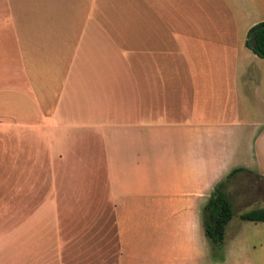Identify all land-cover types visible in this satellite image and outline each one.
Instances as JSON below:
<instances>
[{
	"label": "crops",
	"instance_id": "crops-1",
	"mask_svg": "<svg viewBox=\"0 0 264 264\" xmlns=\"http://www.w3.org/2000/svg\"><path fill=\"white\" fill-rule=\"evenodd\" d=\"M263 20L264 0H0V264H206L213 186L264 174Z\"/></svg>",
	"mask_w": 264,
	"mask_h": 264
},
{
	"label": "rangeland",
	"instance_id": "rangeland-1",
	"mask_svg": "<svg viewBox=\"0 0 264 264\" xmlns=\"http://www.w3.org/2000/svg\"><path fill=\"white\" fill-rule=\"evenodd\" d=\"M224 190L231 203L232 215L224 226L220 246L203 238L206 264H264V222L239 217L240 213L250 209L264 208V174L259 177L247 172L234 174L226 181ZM197 264L203 263L197 261Z\"/></svg>",
	"mask_w": 264,
	"mask_h": 264
},
{
	"label": "trees",
	"instance_id": "trees-1",
	"mask_svg": "<svg viewBox=\"0 0 264 264\" xmlns=\"http://www.w3.org/2000/svg\"><path fill=\"white\" fill-rule=\"evenodd\" d=\"M244 43L260 58H264V20L253 24L246 32ZM242 168L232 169L224 179L218 181L203 205L202 227L205 237L214 246H220L224 226L230 219L231 203L224 190L226 181ZM250 174V171H245ZM242 220L264 221V208H253L239 214Z\"/></svg>",
	"mask_w": 264,
	"mask_h": 264
}]
</instances>
